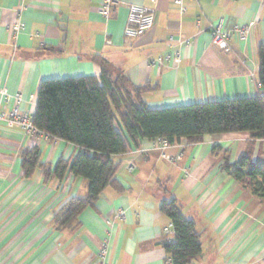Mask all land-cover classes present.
<instances>
[{
  "label": "crops",
  "instance_id": "obj_1",
  "mask_svg": "<svg viewBox=\"0 0 264 264\" xmlns=\"http://www.w3.org/2000/svg\"><path fill=\"white\" fill-rule=\"evenodd\" d=\"M121 1L153 8V26L126 39L125 4L104 19L101 0H29L14 48L8 26L18 0H0V87L21 95L20 110L32 115L42 80L98 76L101 61L131 84L148 86L142 99L151 109L264 93L257 77L264 0H183V11L172 0ZM253 18L247 39L232 37L228 52L211 42L210 24L230 28ZM12 104L11 98L6 107ZM32 146L39 147L47 175L42 167L24 175L21 153ZM127 146L115 156L113 182L69 226L59 227L55 211L85 197L87 182L67 171L60 178L53 168L81 149L0 124V264H169L160 242L170 221L159 206L171 199L200 236L201 252L191 264H264V198L223 168L246 153L264 162V139L244 131L181 138L167 149L181 153L173 164L154 140L141 139L136 147L127 137ZM119 208L124 219L114 215Z\"/></svg>",
  "mask_w": 264,
  "mask_h": 264
},
{
  "label": "trees",
  "instance_id": "obj_2",
  "mask_svg": "<svg viewBox=\"0 0 264 264\" xmlns=\"http://www.w3.org/2000/svg\"><path fill=\"white\" fill-rule=\"evenodd\" d=\"M257 59V77L264 89V43L257 47ZM100 64L98 76L44 79L37 90L32 123L81 149L71 160H59L53 173L61 178L67 171L87 182L85 197L70 198L55 211L59 227L69 226L113 182L119 165L115 156L126 152L127 137L136 147L141 139L164 138L171 145L181 138L199 141L205 134L240 131L248 132L252 140L264 139V93L151 109L142 99L148 86L133 85L124 74L110 72L104 61ZM21 154L25 176L37 167L48 174L38 162L39 147ZM223 168L244 189L264 198V162L253 161L246 153ZM159 209L172 225V237L160 242L171 264H191L201 252L194 221L183 215L175 199L162 201Z\"/></svg>",
  "mask_w": 264,
  "mask_h": 264
},
{
  "label": "built area",
  "instance_id": "obj_3",
  "mask_svg": "<svg viewBox=\"0 0 264 264\" xmlns=\"http://www.w3.org/2000/svg\"><path fill=\"white\" fill-rule=\"evenodd\" d=\"M27 1L29 0H18L17 6L13 9L14 20L8 26L14 48L16 46L18 34L24 26L22 15L26 9ZM152 1L155 4L157 0ZM172 2L179 7L180 11L184 10L183 0H172ZM120 4H125L127 7V16L123 29L124 38L132 39L139 37L153 26L154 9L136 3H124L121 0H101L99 13L104 19H109L115 8ZM256 21L257 18H253L245 24L233 25L230 28H223L220 23L216 25L210 24L208 29L211 34V42L219 49L228 52L230 50L229 40L232 37L246 40L251 27ZM160 61L161 60L158 59L157 62L160 63ZM175 61L179 60L175 59ZM11 98L13 99V104L11 108L8 109L6 106ZM20 101V94L16 93L11 96L5 87H0V124L8 128L20 129L23 133L36 139L40 138L44 141L55 139V137L43 132L32 123V115L29 112L20 110ZM154 141L155 148L167 164H173L176 160L180 159L181 153L171 154L167 151L170 145L164 138H156ZM114 215L119 219H124L125 212L123 209L119 208L116 209ZM163 234L166 238H170L173 235L171 223L163 228ZM104 253L105 249L102 247L100 256L102 257ZM168 263L171 264L170 258H168Z\"/></svg>",
  "mask_w": 264,
  "mask_h": 264
}]
</instances>
